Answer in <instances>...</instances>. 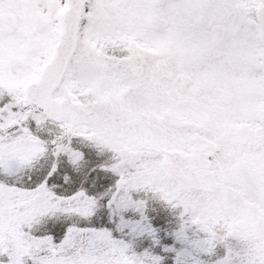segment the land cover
<instances>
[{
	"label": "snow or ice",
	"instance_id": "obj_1",
	"mask_svg": "<svg viewBox=\"0 0 264 264\" xmlns=\"http://www.w3.org/2000/svg\"><path fill=\"white\" fill-rule=\"evenodd\" d=\"M0 264H264V0H0Z\"/></svg>",
	"mask_w": 264,
	"mask_h": 264
}]
</instances>
